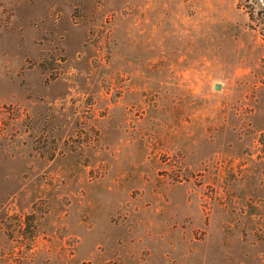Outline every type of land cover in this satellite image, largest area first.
<instances>
[{"label":"rangeland","instance_id":"obj_1","mask_svg":"<svg viewBox=\"0 0 264 264\" xmlns=\"http://www.w3.org/2000/svg\"><path fill=\"white\" fill-rule=\"evenodd\" d=\"M0 264H264V0H0Z\"/></svg>","mask_w":264,"mask_h":264},{"label":"water","instance_id":"obj_2","mask_svg":"<svg viewBox=\"0 0 264 264\" xmlns=\"http://www.w3.org/2000/svg\"><path fill=\"white\" fill-rule=\"evenodd\" d=\"M220 88V86H217V89H219Z\"/></svg>","mask_w":264,"mask_h":264}]
</instances>
